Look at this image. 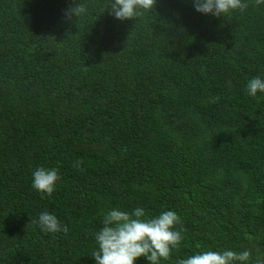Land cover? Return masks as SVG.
I'll return each mask as SVG.
<instances>
[{
	"label": "trees",
	"instance_id": "obj_1",
	"mask_svg": "<svg viewBox=\"0 0 264 264\" xmlns=\"http://www.w3.org/2000/svg\"><path fill=\"white\" fill-rule=\"evenodd\" d=\"M107 2L0 0V264H96L103 214L138 207L181 218L160 264L248 249L264 264V93L246 91L264 79V5L156 0L118 20ZM38 167L58 169L51 196ZM45 211L67 234L31 222Z\"/></svg>",
	"mask_w": 264,
	"mask_h": 264
},
{
	"label": "clouds",
	"instance_id": "obj_2",
	"mask_svg": "<svg viewBox=\"0 0 264 264\" xmlns=\"http://www.w3.org/2000/svg\"><path fill=\"white\" fill-rule=\"evenodd\" d=\"M195 10L215 17L227 16L232 12H244L249 7L244 0H193ZM255 6L264 5V0H254ZM156 0H108L105 10L111 8V14L118 20L137 19L145 12L155 8ZM87 12L85 4L79 3L68 9L66 15L77 18ZM246 91L251 97L258 92L264 93V79L259 76L247 82ZM83 164L78 160L74 167ZM32 187L39 193L51 196L56 182L60 180L58 169L38 167L34 170ZM37 223L45 233L67 234L68 227L47 211L39 214ZM102 228L95 234L97 250L92 253L96 264H136L144 258L148 264H160L167 261L174 249H179L183 240L180 216L172 210L161 212L158 216L147 217L143 208L126 212L114 208L103 214ZM181 225L179 229L177 226ZM251 250L234 251L206 250L181 259L178 264H248Z\"/></svg>",
	"mask_w": 264,
	"mask_h": 264
}]
</instances>
